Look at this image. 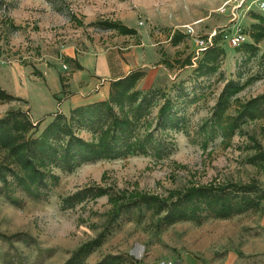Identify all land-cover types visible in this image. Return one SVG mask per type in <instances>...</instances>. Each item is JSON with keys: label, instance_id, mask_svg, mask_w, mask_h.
Instances as JSON below:
<instances>
[{"label": "rangeland", "instance_id": "obj_1", "mask_svg": "<svg viewBox=\"0 0 264 264\" xmlns=\"http://www.w3.org/2000/svg\"><path fill=\"white\" fill-rule=\"evenodd\" d=\"M257 1L247 0L233 11L235 3L230 0H0V87L8 93L21 95L17 89L28 82L41 91L54 88L51 73L65 81L75 70L77 62L70 56L76 54L162 42L158 50L172 66L161 64L151 85L137 87L164 92L184 116L185 127L162 135L171 145L160 160L140 155L88 163L71 174L57 172L59 183L44 200L22 197L21 206L15 207L0 198V264H64L102 231L105 238L87 264L107 255L120 256L123 264H264V200L257 211L210 218L200 225L180 222L160 231L150 216L141 221L124 218L115 228L109 227L111 206L106 197L68 211L59 208L61 197L91 185L161 196L191 185L226 182L254 181L264 189V165L248 163L256 152L254 141L264 151L259 134L264 119L247 122L229 136L211 138L201 129L229 80L254 79L231 101L230 117L241 103L264 93V40L257 56L247 60L222 38L225 55L217 72L203 77L194 72L202 56L196 37L222 35L236 26L247 30L254 23L248 12H260ZM110 22L135 29L136 34L121 35L104 24ZM175 31L186 36L173 46L170 38ZM187 60L190 65H185ZM25 94L31 99L32 115L27 104L10 102L0 103V118L21 107L36 122L42 109L56 108L51 97L38 101L32 88ZM160 95L151 109L152 124L162 103ZM81 136L90 138L86 133Z\"/></svg>", "mask_w": 264, "mask_h": 264}, {"label": "trees", "instance_id": "obj_2", "mask_svg": "<svg viewBox=\"0 0 264 264\" xmlns=\"http://www.w3.org/2000/svg\"><path fill=\"white\" fill-rule=\"evenodd\" d=\"M254 20L243 29L248 40L235 51L246 54L247 60L257 56L258 44L264 40V14L249 11ZM121 35H135L136 30L118 22L104 23ZM186 35L175 31L170 43L179 44ZM220 42L221 33L212 37V43L202 52L195 73L198 77L215 74L224 58L225 51ZM161 64L171 67L165 58ZM185 65H190L189 60ZM76 70L81 67L76 63ZM145 71H130L124 77L109 81V93L105 100L80 105L68 115L60 110L33 122L28 110L21 107L8 110L0 118V198L19 207L22 197L29 200H44L59 183V173L71 174L84 164L98 161H113L132 156H150L160 160L169 153L171 144L162 136L184 131V116L178 114L172 100L158 88L139 90L138 83ZM63 83V79H60ZM245 83L229 80L217 97L210 117L201 129L209 137L232 135L247 123L264 119V93L241 103L236 115L227 112L231 101L239 94ZM65 87L62 84V88ZM161 92L162 103L158 105L153 124L151 109L156 106V96ZM27 101L16 97L0 87V103ZM50 120L41 131L38 127ZM86 133L89 139L81 134ZM259 134L264 138V125ZM255 154L249 164L264 165V151L254 141ZM21 196V197H20ZM106 197L111 208L108 226L115 228L124 218L141 221L150 216L153 226L163 230L180 222L200 225L213 219H228L248 211H257L264 200V189L256 182L191 185L171 190L166 196L140 191L127 192L110 187L91 185L61 197L59 208L68 211L87 202ZM106 231L80 245L64 264H87V259L102 244ZM116 255H107L93 264H123Z\"/></svg>", "mask_w": 264, "mask_h": 264}, {"label": "crops", "instance_id": "obj_3", "mask_svg": "<svg viewBox=\"0 0 264 264\" xmlns=\"http://www.w3.org/2000/svg\"><path fill=\"white\" fill-rule=\"evenodd\" d=\"M159 45H162V42H149L146 45L140 42L125 48L113 46L100 51L70 56L80 65L81 69L72 70L63 83L59 76L56 79L55 75L51 73L53 85L55 84L54 88L44 87V92L35 84L28 82L29 85L19 86L17 90L22 94L16 97L27 101L26 108L29 109L31 115V99L26 96L29 94H25L28 88L36 90L34 96L40 102L48 101V98L51 97L56 102V108L53 110L42 109L38 117L39 120V118L47 117L57 110L67 115L71 109L80 105L105 100L109 93V81L120 79L133 70L142 69L145 71V76L138 85H151L156 80L157 72L161 69L162 57L158 50ZM114 52H118L120 55H116ZM114 61L117 65L113 64ZM56 81L59 82V85H56ZM62 84L65 86V91L62 89Z\"/></svg>", "mask_w": 264, "mask_h": 264}, {"label": "built area", "instance_id": "obj_4", "mask_svg": "<svg viewBox=\"0 0 264 264\" xmlns=\"http://www.w3.org/2000/svg\"><path fill=\"white\" fill-rule=\"evenodd\" d=\"M230 1H233L235 3L233 11L234 10L236 11L237 9L242 8L246 3V0H230ZM257 5H258L260 12L264 14V0H258ZM248 9L249 7L247 6L245 10L248 11ZM223 11L224 9L222 8L220 12H223ZM187 32L191 33L190 29H188ZM222 38L232 48H237L243 43H245L246 41H248V36L243 32V29L239 26L234 27L232 31L224 32L222 34ZM211 43H212V37H208L206 39L196 37L195 39V44L202 51L206 49L208 46H210Z\"/></svg>", "mask_w": 264, "mask_h": 264}]
</instances>
